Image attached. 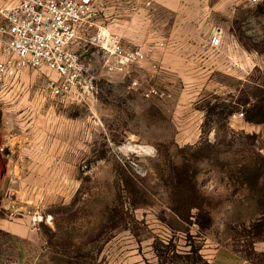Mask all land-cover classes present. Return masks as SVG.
<instances>
[{"label": "rangeland", "instance_id": "374dc122", "mask_svg": "<svg viewBox=\"0 0 264 264\" xmlns=\"http://www.w3.org/2000/svg\"><path fill=\"white\" fill-rule=\"evenodd\" d=\"M97 1L145 58L0 93V264H264V0Z\"/></svg>", "mask_w": 264, "mask_h": 264}, {"label": "built area", "instance_id": "2783aa9c", "mask_svg": "<svg viewBox=\"0 0 264 264\" xmlns=\"http://www.w3.org/2000/svg\"><path fill=\"white\" fill-rule=\"evenodd\" d=\"M258 1V0H253ZM97 0H2L0 4V93L20 84L30 69L45 74V91L61 100L74 98L83 85L85 65L75 48L83 39L107 58L109 71H122L145 58L142 50H125L117 34L98 29ZM4 144L0 154L14 155Z\"/></svg>", "mask_w": 264, "mask_h": 264}]
</instances>
